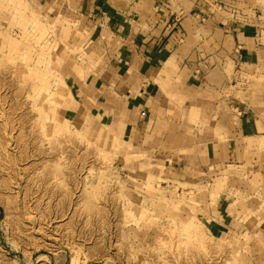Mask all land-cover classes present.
Segmentation results:
<instances>
[{
	"label": "rangeland",
	"instance_id": "374dc122",
	"mask_svg": "<svg viewBox=\"0 0 264 264\" xmlns=\"http://www.w3.org/2000/svg\"><path fill=\"white\" fill-rule=\"evenodd\" d=\"M67 18L0 0V264H264L250 213L243 238H219L163 164L74 117L71 87L90 64Z\"/></svg>",
	"mask_w": 264,
	"mask_h": 264
},
{
	"label": "crops",
	"instance_id": "0c3cea01",
	"mask_svg": "<svg viewBox=\"0 0 264 264\" xmlns=\"http://www.w3.org/2000/svg\"><path fill=\"white\" fill-rule=\"evenodd\" d=\"M36 1L85 38L74 117L163 164L219 238H243L250 213L254 239L264 225V0Z\"/></svg>",
	"mask_w": 264,
	"mask_h": 264
},
{
	"label": "bare ground",
	"instance_id": "6f19581e",
	"mask_svg": "<svg viewBox=\"0 0 264 264\" xmlns=\"http://www.w3.org/2000/svg\"><path fill=\"white\" fill-rule=\"evenodd\" d=\"M54 98V97H53ZM83 147V146H82ZM79 149V148H78ZM95 162V161H94Z\"/></svg>",
	"mask_w": 264,
	"mask_h": 264
}]
</instances>
